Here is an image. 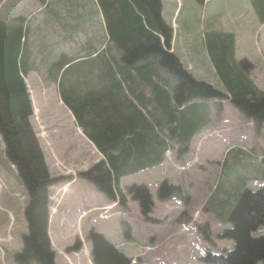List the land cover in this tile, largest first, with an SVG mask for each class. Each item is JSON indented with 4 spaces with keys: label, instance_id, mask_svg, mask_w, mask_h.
Masks as SVG:
<instances>
[{
    "label": "rangeland",
    "instance_id": "1",
    "mask_svg": "<svg viewBox=\"0 0 264 264\" xmlns=\"http://www.w3.org/2000/svg\"><path fill=\"white\" fill-rule=\"evenodd\" d=\"M45 1H52L53 11H46L36 0H0V22L22 17L30 25L29 38L34 42L23 81L32 111L28 122L53 180L48 190L53 264H93L90 232L101 234L131 259V264H203L201 257L207 251L220 254L231 250L232 241L221 240L218 234L230 228L228 215L238 198L225 212L221 204L211 208L206 201L212 194L221 200L222 187L229 183V172L221 177L224 169L234 171L231 182L241 193L264 190V124L257 128L228 101L220 108L208 103L209 118L195 134L187 153L178 156L175 150L168 151L163 164L122 177L118 188L124 203H109L83 179L102 156L77 126L60 98L57 81L47 70L61 54L78 57L102 51L118 58L119 52L106 39L104 19L96 2L84 0V7L82 0H77L75 8L74 0ZM160 1L161 17L172 28L170 51L196 80L225 92L210 65L202 35L210 30L232 32L235 58L253 65L248 77L264 93V27L253 30L251 25L257 27L258 17L248 11L245 0H206L204 7L191 0ZM87 62L79 63L82 74L76 78L78 91L82 90L81 81L91 80L89 72H99L97 64L88 70ZM4 152L5 144L0 140V264H18L15 254L22 249L21 236L27 233L28 197ZM164 182L177 190L161 200L158 187ZM141 187L146 188L143 190L152 204L145 216L138 206L139 193H144ZM205 225L212 243L204 241L199 233ZM251 236L264 237V225Z\"/></svg>",
    "mask_w": 264,
    "mask_h": 264
},
{
    "label": "trees",
    "instance_id": "2",
    "mask_svg": "<svg viewBox=\"0 0 264 264\" xmlns=\"http://www.w3.org/2000/svg\"><path fill=\"white\" fill-rule=\"evenodd\" d=\"M76 1L72 7L78 6ZM92 1L99 7L107 37L118 49V58L102 51L78 57L61 54L47 73L57 81L60 98L71 110L77 126L102 156L84 173L83 179L109 202L124 203L118 188L122 177L159 166L168 151L185 155L193 136L209 118L208 103L220 108L222 102L228 101L246 119L255 122L257 128L264 124V93L248 77L253 65L235 58L233 33L210 30L202 35L210 65L225 91L222 92L196 80L170 51L172 28L161 17L160 0ZM191 1L200 7L206 3ZM36 2L46 11H53L52 1ZM250 2L264 23V0ZM85 4L82 0V6ZM29 30L30 25L22 17L9 23L0 22V140L5 144V158L15 166L28 197L27 233L21 236L22 249L15 254V261L53 264L48 237V190L53 180L28 122L32 111L23 81L34 47ZM84 61H88V70L96 64L100 68L99 72L88 73L91 80L81 81L82 90L78 91L76 78L82 74L79 63ZM223 171L221 177L229 172V183L222 187L221 200L217 201L212 194L206 204L211 208L221 204V211L225 212L238 198L235 209L228 215L230 228L218 234L219 239L230 240L233 245L231 250L220 254L207 251L201 261L264 264V237L251 236L264 225V190L241 193L231 182L234 171ZM145 190L139 193L138 203L144 216L152 207ZM176 190L164 182L158 187V194L161 200H166ZM199 233L204 241L212 243L206 225L199 228ZM90 240L93 264H131L132 260L101 234L90 232Z\"/></svg>",
    "mask_w": 264,
    "mask_h": 264
},
{
    "label": "crops",
    "instance_id": "3",
    "mask_svg": "<svg viewBox=\"0 0 264 264\" xmlns=\"http://www.w3.org/2000/svg\"><path fill=\"white\" fill-rule=\"evenodd\" d=\"M95 5H96V8H97V10L98 11H100L99 10V7L97 6V4L95 3ZM245 5L246 6H248L249 7V12H251V14H254L255 15V12L253 11V8L251 7V3L249 2V0H245ZM162 12H163V7H161V14H162ZM235 18H236V20H238L239 19V17L237 16L238 14H237V8H236V11H235ZM257 18V17H256ZM165 21V20H164ZM255 23L257 24V27H255L253 24L251 25L252 27H253V30L254 31H256V30H259V29H261V28H263L264 27V24H261V22H259L258 21V18H257V21H255ZM236 24H237V22H236ZM103 29H105L104 28V25H103ZM232 33V32H231ZM235 34V33H234ZM105 35H106V33H105ZM106 39L108 40V38H107V35H106Z\"/></svg>",
    "mask_w": 264,
    "mask_h": 264
}]
</instances>
